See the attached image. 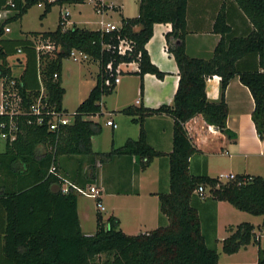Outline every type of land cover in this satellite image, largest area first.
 Returning a JSON list of instances; mask_svg holds the SVG:
<instances>
[{
  "label": "trees",
  "instance_id": "1",
  "mask_svg": "<svg viewBox=\"0 0 264 264\" xmlns=\"http://www.w3.org/2000/svg\"><path fill=\"white\" fill-rule=\"evenodd\" d=\"M60 3H82L85 0H56ZM138 14L122 18L118 30L105 31L85 26L66 27L67 18L61 13L53 30L32 32L26 37H3L0 28V74L8 73L7 56L22 57L21 78L25 88L37 85V52L30 37L48 39L56 46L54 57H46L45 74L51 98L61 107L64 88L61 85V62L71 49L85 52L98 62L95 84L73 112V122L50 130L47 123L21 122V131L12 142H5L0 151V205L5 212L2 250L12 264H218L219 252L207 245L194 199L210 196L214 201H226L236 209L252 215H264V176L235 174L234 179L220 181L206 172L194 174L189 168L190 157L198 148L184 124L196 114L223 133L233 136L226 126L228 113L225 89L229 81L238 76L248 87L254 101L251 118L257 135L264 138V0H231L248 22L249 29L236 33L228 22L229 14L222 7L217 12L213 31L220 39L213 54L208 57L190 56L185 51L188 0H138ZM18 12L10 19H19L39 0H15ZM52 1L44 0L40 17L50 10ZM104 8H107L105 6ZM171 23L165 34L168 51L178 67V85L172 104L145 107L143 104L127 105L119 112L139 125L137 138H127L120 146L113 143L108 151L92 149V137L102 130L100 122L85 116L102 115L101 100L114 88L104 85L105 65L135 60L140 76L139 90L143 94V75L152 73L163 78L165 72L151 62L145 48L153 34L154 23ZM119 37L134 43L133 51L121 55L112 47ZM22 59V60H21ZM59 72V79L51 81L52 73ZM220 77L219 98L209 100L205 93L206 78ZM168 114L173 118L172 149L165 153L155 149L147 140L143 122L147 117ZM134 156L139 170H144L158 156L168 157L169 186L157 192L159 212L166 222L146 232L125 233L118 219L109 215L106 220L97 209L96 229L92 234L81 231L77 215L78 195L59 189L60 179L48 172L53 163L63 172L60 157L81 156L91 163L86 172L93 182L94 162L106 161L117 156ZM202 186L203 194L195 190ZM221 240L224 253L232 254L250 243L258 244L256 264H264V250L255 240L254 225L243 221ZM104 260L99 262L100 256Z\"/></svg>",
  "mask_w": 264,
  "mask_h": 264
},
{
  "label": "crops",
  "instance_id": "2",
  "mask_svg": "<svg viewBox=\"0 0 264 264\" xmlns=\"http://www.w3.org/2000/svg\"><path fill=\"white\" fill-rule=\"evenodd\" d=\"M91 1L94 3L95 0ZM110 3L111 6L105 8L104 11L96 12L97 19L88 20L89 23L97 24L98 27L87 26L84 23L86 20L83 21V26L97 29L100 26L97 22L100 20L120 25L122 18L135 17L138 14V0L131 2L111 0ZM222 5L225 6L229 14L228 22L231 23L236 33L242 34L248 31L250 27L248 22L231 0H188L187 33L184 38L185 51L188 55L208 58L213 54L221 35L214 32L212 28L215 16ZM74 24L78 25L76 22L72 25ZM169 31H171V23H154L153 34L145 44L151 62L165 72L163 78H158L152 73H145L141 95L140 76L136 70L127 71L120 76L112 92L103 96L102 115H100L105 116L102 118L103 125L108 126L105 121L110 119L115 126H110L113 129L111 137L107 140V147H104L105 138L102 130L100 136L92 137L93 151L105 152L110 149L112 143L114 146H120L127 138L138 137L140 127L132 122L129 116L125 115L129 120L124 126L120 120L116 121L115 117L124 115L119 112L123 107L143 104L145 107L155 108L162 104H172L178 85V67L168 51L165 34ZM10 36L12 35L9 33L3 35V37ZM98 70L99 66L94 71L95 81ZM219 86L220 77L218 75L206 78L205 93L209 100L219 98ZM225 101L228 108L226 126L234 133L233 136L207 123L201 114H196L185 122L184 126L199 150L189 159L190 171L194 174L206 172L213 177L229 172L264 176V138L258 137L251 118L254 107L253 97L238 76L229 81L225 89ZM143 126L151 146L165 153L171 151L173 118L170 115L160 114L147 117ZM99 139L102 145L95 149L94 143ZM90 163L81 156L60 157L63 172L72 176L73 181L81 186L89 184L86 172ZM94 166L96 169L93 182L102 189V203L105 199L108 203V208L104 211H107L108 216L113 215L118 219V225L125 233L146 232L166 222L159 212L157 196V192L167 191L169 186V166L166 155L155 157L144 170H139L136 157L127 155L106 161L97 160ZM193 201L199 213L201 229L207 245L215 246L219 252L218 246L221 247V240L230 234L228 228H234L240 222L247 221L254 225L255 240L264 250V215H252L236 209L226 201H214L210 196L204 199L195 198ZM85 208L77 198V215L81 231L84 234H92L96 229V223L95 227L86 226V219L92 218L93 213L92 210L88 212ZM4 226L5 212L0 205V264H12L2 250ZM250 249H255L254 264H256L258 249L256 243L252 242L240 248L235 254L245 253Z\"/></svg>",
  "mask_w": 264,
  "mask_h": 264
},
{
  "label": "built area",
  "instance_id": "3",
  "mask_svg": "<svg viewBox=\"0 0 264 264\" xmlns=\"http://www.w3.org/2000/svg\"><path fill=\"white\" fill-rule=\"evenodd\" d=\"M51 1V0H47ZM111 0H95L94 7L96 12L104 11V7H110ZM24 2V0H22ZM43 2L44 0H39ZM15 0H0V28L3 30V35L12 31L11 18L18 12ZM68 12H65L63 17H68ZM100 26L97 29L111 31L118 30L120 25L104 22L100 20L97 22ZM37 54V70L36 78L37 85L34 88H25L21 78L22 64L17 62V58L22 57L21 49H17V54L12 57L7 56V67L9 72L0 74V138L4 142L14 141L18 133L21 131V122L28 124H43L47 123L50 130H57L59 127L71 124L73 122V113H68L57 107L56 101L51 98L49 89L47 87V78L45 74L46 57H54L53 53L56 46L48 39L40 37H30ZM134 43L127 37H119L115 45L108 44L106 48L112 47L118 54L125 55L133 51ZM43 60H42V58ZM74 61H84L90 57L83 51L78 49H71L68 56ZM22 60V59H21ZM106 77L104 78V85L109 88H114L120 80V76L127 71L138 70V63L135 60L121 61L114 65L112 61H108L105 65ZM59 79V72L52 73L51 81L55 82ZM102 104V102H101ZM107 125L115 126L112 120L105 121ZM48 172L54 173L60 179L59 189L63 193L70 191L77 195H84L94 198L97 209L101 212L105 207L101 200L102 189L96 183H89L86 186H81L71 180L70 178L61 175L56 166L52 163L48 168ZM220 181L234 179L235 173H220L217 176ZM202 186H199L195 192L203 194Z\"/></svg>",
  "mask_w": 264,
  "mask_h": 264
},
{
  "label": "rangeland",
  "instance_id": "4",
  "mask_svg": "<svg viewBox=\"0 0 264 264\" xmlns=\"http://www.w3.org/2000/svg\"><path fill=\"white\" fill-rule=\"evenodd\" d=\"M51 1L53 4H51L50 10L44 17H40L44 9L43 2H37L30 6L19 19L11 22L12 31L9 35L14 37H26L31 36L32 32L53 30L57 24L59 14L61 13V15H64L65 12H68L69 14V17L67 18L68 23L66 24L67 27H72L74 22L79 26H83V24L86 23L87 26L98 27L97 24L88 22V20L92 21L98 17L93 1L85 0L84 3L80 5L72 2L60 3L56 0ZM128 1L131 2L132 0ZM84 20H86V22L83 23ZM13 55L14 54H11L9 56L12 57ZM97 66V62L91 58L87 61H74L70 57L62 59L60 71L61 85L64 88V93L61 99V107L64 111L73 113L78 103L86 97L88 90L95 83L94 71H96ZM103 117L105 118V116L97 114L85 116L84 118L95 120L102 124V131L104 132L103 136L105 138L104 147H107V140L111 137L110 135H112L113 127H110V125L104 126L102 120ZM127 118L128 117L125 115L115 117L116 121L120 120L123 126L128 123L129 119ZM101 133L97 135L100 136ZM101 145L102 141L99 139L98 141H95L94 148L97 149ZM4 146L5 142L0 138V151L4 149ZM78 199L83 203L84 208L87 207L85 209H87L88 212L92 210L93 213L92 218L86 219V226L95 227L97 207L94 198L78 195ZM103 205L106 209L108 208L106 199L103 201ZM101 212H103V219L106 220L108 217L107 211L105 210ZM218 250L220 253L219 264H254L255 262V249H250L245 253L227 254L222 251L219 245ZM104 258L105 256L101 255L99 262L104 260Z\"/></svg>",
  "mask_w": 264,
  "mask_h": 264
}]
</instances>
